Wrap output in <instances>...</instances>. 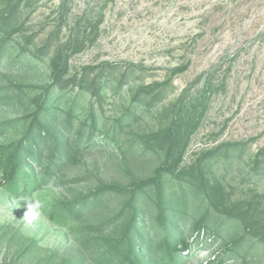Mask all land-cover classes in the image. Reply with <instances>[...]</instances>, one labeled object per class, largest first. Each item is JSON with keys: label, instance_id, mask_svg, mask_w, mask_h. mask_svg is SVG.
Segmentation results:
<instances>
[{"label": "rangeland", "instance_id": "obj_1", "mask_svg": "<svg viewBox=\"0 0 264 264\" xmlns=\"http://www.w3.org/2000/svg\"><path fill=\"white\" fill-rule=\"evenodd\" d=\"M37 129L44 156L0 176V264H119L130 190L160 167L137 209L153 245L161 203L179 264H264V0H0V152ZM55 139L72 153L47 174Z\"/></svg>", "mask_w": 264, "mask_h": 264}, {"label": "trees", "instance_id": "obj_2", "mask_svg": "<svg viewBox=\"0 0 264 264\" xmlns=\"http://www.w3.org/2000/svg\"><path fill=\"white\" fill-rule=\"evenodd\" d=\"M185 68L186 67H181L180 70H184ZM40 128L42 127L40 126ZM34 132L35 133H32L29 136L30 142L27 146H19L14 152H0V176L5 182L8 184L10 183L11 189L16 188L17 186L16 178L20 173L19 166L21 165V162H25L24 159L26 157L39 162L41 157L44 156L42 155L44 151L43 146L47 139V135L43 134L41 131H39V129ZM37 138L39 139L36 140ZM48 142L49 149H51L52 153L50 152V154H48L49 163L45 167L47 174L51 172L53 165H57L60 160L65 162L72 153V149L67 143H60L56 139ZM52 144L53 146L51 148ZM185 144L186 143L183 144L184 147ZM76 146H78V144ZM175 147V142L172 141L167 146V160H170V156L172 155ZM184 147L177 154L178 156L173 163L174 166L178 164ZM262 152L263 151H261L259 154ZM161 171L162 168L160 167L153 178L138 182L134 185L133 189L130 190L131 200L127 203V208L129 211L126 214V216H130V218L123 229V234L120 235L119 239H117L114 244L110 245L108 255L105 258L107 261H112L113 263L118 262L119 264H179L182 257L181 253L189 248L190 244L186 242L184 237H181L182 235H179V232H176L175 235H172V229L170 228L168 230L165 209L161 203L160 212L156 218L157 223L163 230V233H160L159 235V237L162 236L161 240L157 243V245H153V243L156 242V239L158 238L157 233L154 232V234H147L144 231L147 229V227H143L142 218H145V216L142 214L144 212L137 211L139 207L142 208L139 201V194L144 192L146 188L145 185L158 180ZM155 185L158 187L159 183H156ZM117 188L118 187L114 185H105L93 195L91 201L94 205H98L101 203V198H103L104 194L109 192H117ZM208 200L212 202L210 193L208 195ZM69 211L72 212L73 209H69ZM178 221L179 219L177 218L176 222ZM157 228L159 229V227ZM200 228L201 224L195 226V229L197 230ZM195 229L193 228V230Z\"/></svg>", "mask_w": 264, "mask_h": 264}, {"label": "clouds", "instance_id": "obj_3", "mask_svg": "<svg viewBox=\"0 0 264 264\" xmlns=\"http://www.w3.org/2000/svg\"><path fill=\"white\" fill-rule=\"evenodd\" d=\"M22 201L26 203V208H27L22 218V220L25 222L26 225L34 226L36 222L44 218L45 205L37 196L31 195L28 197H23L20 200V204Z\"/></svg>", "mask_w": 264, "mask_h": 264}]
</instances>
